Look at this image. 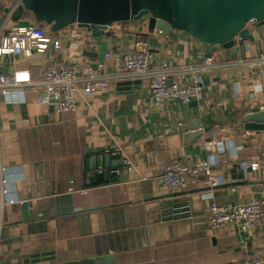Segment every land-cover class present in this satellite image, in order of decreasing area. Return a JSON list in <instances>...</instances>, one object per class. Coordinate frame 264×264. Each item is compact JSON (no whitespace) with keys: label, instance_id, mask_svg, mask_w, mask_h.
I'll list each match as a JSON object with an SVG mask.
<instances>
[{"label":"crops","instance_id":"crops-1","mask_svg":"<svg viewBox=\"0 0 264 264\" xmlns=\"http://www.w3.org/2000/svg\"><path fill=\"white\" fill-rule=\"evenodd\" d=\"M14 6V0H0V37L14 23L34 22L60 40L59 49L0 55V72L25 70L32 81L51 64L112 74L122 68L124 54L142 46L154 66L168 68L197 64L206 55L227 60L264 50V23L248 24L253 39L236 38L233 50L215 44L207 54L205 43L184 30L150 31L145 20L115 21L93 36L77 23L50 31L28 10L14 18ZM101 41L108 55L99 59ZM190 78L177 71L170 76L181 83ZM201 78L200 99L160 105L139 78L94 94L77 91L73 111L40 102L38 86L0 93V165L9 196L32 207L24 213L19 202H5L0 209V264H219L246 256L264 263V223L243 231L212 229L205 218L188 217L208 211L212 200L230 205L261 197L264 169H244L240 161L264 154V129L243 126L244 115L264 105V81L255 66L204 71ZM195 119L201 134L185 139L181 125ZM219 136L222 147H203ZM107 150L120 153V170L93 183L87 160L97 156L102 172ZM175 160H208L221 182L212 189L201 182L168 190L159 165ZM169 199L176 200L175 210Z\"/></svg>","mask_w":264,"mask_h":264},{"label":"built area","instance_id":"built-area-1","mask_svg":"<svg viewBox=\"0 0 264 264\" xmlns=\"http://www.w3.org/2000/svg\"><path fill=\"white\" fill-rule=\"evenodd\" d=\"M250 19L248 24L253 23ZM49 46L60 48V40L47 33L44 26L37 23H14L0 37V55L21 54L31 56L34 52H44ZM108 55L107 53H105ZM147 48L142 46L122 56L120 71L98 75L89 67L77 70L72 66L51 64L42 77L32 81L28 71L15 70L11 73L0 72V93L5 96L22 93L27 86H38L40 102L54 106L58 111H73L76 106V93L94 94L104 90L112 83L125 79H146L154 105H160L169 99L182 102L198 100L203 96L201 72L219 70L237 66H255L259 77L264 81V50L249 58L218 60L206 55L197 64L168 68L154 66ZM191 73L188 82L181 83L170 79L175 72ZM264 105L261 106V108ZM223 137H214L203 142L206 150L222 147ZM128 161H126L127 163ZM128 165V163H127ZM208 160L184 163L181 161L162 162L159 165L161 181L168 190L185 189L203 183L212 189L221 182L219 176L212 171ZM241 167L249 170L264 169V154L255 159H242ZM130 167V166H128ZM5 167L0 165V209L5 202L21 203V199L10 197L7 180L3 175ZM69 189H72L71 187ZM234 190L235 187H232ZM84 191V190H83ZM260 198H251L237 204H221L212 200L208 211L188 214V217H203L209 228H221L232 225L238 230H247L264 223V182L259 186ZM219 264H264L258 256H246Z\"/></svg>","mask_w":264,"mask_h":264},{"label":"water","instance_id":"water-1","mask_svg":"<svg viewBox=\"0 0 264 264\" xmlns=\"http://www.w3.org/2000/svg\"><path fill=\"white\" fill-rule=\"evenodd\" d=\"M14 3V18L28 10L36 22L48 25L50 31L77 23L97 36L112 22L145 20L150 31L184 30L205 43L207 54L215 44L233 50L236 38L253 39L248 28L250 19L254 20V26L264 23V0H14ZM104 54L105 42L101 41L96 55L101 59ZM243 118L245 129H264V107L246 113ZM199 127V120L195 119L181 125V131L185 139L193 140L201 134ZM87 162L93 183L107 181L109 172H118L122 165L120 153L109 150L102 153V172H97V156ZM170 196L173 195H167ZM167 203L175 210L176 200L169 199ZM20 207L24 213L32 212L28 201H22ZM37 216L43 218L41 214Z\"/></svg>","mask_w":264,"mask_h":264}]
</instances>
